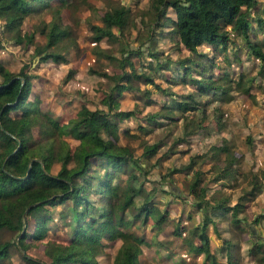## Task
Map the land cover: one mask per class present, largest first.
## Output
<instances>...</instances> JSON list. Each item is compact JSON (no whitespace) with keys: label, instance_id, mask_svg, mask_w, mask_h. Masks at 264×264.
Segmentation results:
<instances>
[{"label":"rangeland","instance_id":"rangeland-1","mask_svg":"<svg viewBox=\"0 0 264 264\" xmlns=\"http://www.w3.org/2000/svg\"><path fill=\"white\" fill-rule=\"evenodd\" d=\"M261 1L250 9L248 33L264 53V28L257 20L261 16L264 21V3ZM150 2L50 0L49 5H41V2L30 0L31 10L24 17L20 30L32 31L31 40L15 43L13 33L4 29L0 18V62L12 71H18L22 64L27 65L25 69L35 75L31 78L32 88L27 101L37 97L45 115L60 124L74 118L80 107L102 108L106 112L103 114L105 117H113L115 111H123L119 118L115 116L117 140L126 145L127 151L132 152L137 160L129 161L126 173H122L123 177L128 172L134 176L128 180L125 176L120 184L138 189L133 196L138 209L133 210V216H127L132 220L124 229L134 230L144 238L135 247L137 264H199L203 255L195 253L192 248L201 245L199 224L204 211L198 210L196 203L203 195L208 197V208L218 197L225 196L230 203L240 197V201L245 203L240 215L251 219L264 212V191L261 190L264 188V60L252 52L240 30L229 26V39L224 45L216 47L205 43L198 45L197 52L189 50L169 31V25H154ZM118 4L129 7L126 26L122 31L113 28L117 33L116 39L94 41L90 23L100 22L103 12ZM56 7L60 8L61 21L70 27V32L47 49L62 53L66 60H40L41 52L36 47L45 45L47 35L44 29L48 27ZM167 12L173 15L171 8ZM149 51L154 54L150 55ZM128 60L152 81H145L141 76L126 81L127 87L121 91L114 103L115 108L111 110L102 99L115 81L99 71L124 73L131 69ZM241 73L244 75L240 78ZM250 75L254 77L250 89L243 91L241 87L249 85L247 78ZM189 77L217 82L226 91L218 94L220 89L216 93L206 89L201 93L203 89ZM183 78L186 80L182 81ZM189 92H194L193 97L200 101L199 106L182 109L177 104L179 100L194 101L187 97ZM45 122L43 126L38 123L32 127L34 147L46 141L44 128L52 125L48 120ZM124 128L128 129L127 133L123 132ZM101 133L106 137L112 136V130L104 127ZM56 138L67 142L71 150L78 142L65 135ZM223 143L227 148L217 151V146ZM153 144L156 149L147 156L145 146ZM13 145V139L0 135V150ZM193 154L198 155L194 156L195 166L186 169L185 165ZM58 167L59 163H55L51 170L55 172ZM194 168L204 171L192 191L190 181L194 177ZM256 180V188L250 190ZM250 191H255V194L262 192V196L255 198L254 192ZM98 199V196H91L89 203ZM145 205L150 212L146 211ZM48 206L50 208L42 209L41 213L53 211L52 225L44 230L41 238L26 239V251L45 261L49 260L47 251L50 245L59 243L63 248L70 247L69 243L75 245L71 238L74 229L72 219H75L71 201ZM60 208L65 214H60ZM219 219L214 217L217 223L209 222L205 227L210 248L217 251L218 245H225L222 235L232 237L241 246L245 241L243 250L239 247L235 251L240 253L241 264H254L255 258L248 251L249 239L259 235L264 239V219L257 224L259 231L254 233L234 227L226 220L222 224V228L228 231L225 234L220 230ZM27 224L29 232H33L31 216ZM11 235L7 229L0 231L2 240ZM123 242L124 238L118 235L113 237L102 232L96 241L82 240L81 245L86 255L96 259L97 264H114V256ZM0 264H25V260L18 247L12 245L8 254L0 258ZM70 264L80 263L74 261Z\"/></svg>","mask_w":264,"mask_h":264},{"label":"trees","instance_id":"trees-1","mask_svg":"<svg viewBox=\"0 0 264 264\" xmlns=\"http://www.w3.org/2000/svg\"><path fill=\"white\" fill-rule=\"evenodd\" d=\"M34 1L41 2V5H49L50 0ZM256 3L257 0H151L150 5L153 7L154 25H169V31L191 51L197 52L198 45L204 43L216 47L224 45L229 39V26L230 29L240 30L252 52L264 60V53L259 44L251 40L248 33L251 26L248 15L251 13L250 8ZM168 8L172 9L173 15L167 14ZM30 10V0H0L3 27L13 33L15 43L29 41L33 37L32 31L20 30V25ZM262 10L264 12V6ZM128 11L129 7L124 4L105 10L100 22H91L89 25L93 40L99 42L102 38L116 39L117 33L113 28L122 31L128 21ZM257 20L264 28L262 17L258 16ZM69 28L61 21L60 8L56 7L48 27L44 29L47 41L45 45L36 47L38 52H41L40 60H66L62 53H55L47 48L55 45L69 33ZM149 54L154 53L149 51ZM128 62L131 69L124 73L109 74L106 71H99L115 81L112 89L102 99L111 110L115 108L114 103L121 91L127 87L126 81L140 76L145 81H152L151 77L137 70L131 60ZM26 66L22 64L18 71H12L0 62V135L4 134L14 140L13 146L0 150V231L7 229L12 233L7 239H0V258L7 255L13 245L21 251L25 264H70L74 261L80 264H97L96 259L83 251L81 241H96L102 232H108V235L113 237L118 235L124 238L123 246L114 256V264H137L135 247L144 238L134 230L124 229L131 223L132 219L128 217L133 216V210L138 209L133 200L138 189L120 184V180L125 176L126 180L134 176L132 172H128V175L123 177L122 173H126L129 161L137 160L132 152L127 151L126 145L117 140L119 136L116 122L123 111H115L113 117H105L104 109L85 106L80 107L76 116L66 123L60 124L56 119L50 120L39 105L37 97L31 102L27 101L32 88L31 78L35 75L29 73L25 69ZM92 69L97 72L94 67ZM243 75L241 73L240 78ZM253 78V75L247 78L250 83L241 87L243 91L250 89ZM184 79L186 80L183 78L182 81ZM189 79L203 89L200 90L201 93L206 89H211L215 93L220 89L218 94L226 91V88L217 82L215 84L203 82L198 77ZM239 82L240 80H237V83ZM193 95L194 92H189L187 97L193 98L194 101L179 100L178 106L182 109L198 107L200 101L194 99ZM40 117L50 121L52 127L44 128L47 136L45 143L34 147L32 127L38 123L42 126L46 124V120L43 121ZM103 127L112 130L111 137L101 133ZM123 132L127 133L128 129L124 128ZM58 135L70 136L78 142L71 150L67 142L56 138ZM226 148L227 145L223 143L216 149L218 151ZM155 149V144L147 145L144 149L145 154L149 156ZM195 155L198 156L197 154L190 156L189 162L185 165L186 169L195 166ZM55 163H59V167L53 172L51 168ZM194 169V177L190 181L192 191L200 182V175L204 171ZM257 183V180L252 182L253 189ZM91 196H98L99 199L90 204ZM68 201H71L72 215L75 218L72 219L74 229L71 237L75 245L69 243V246L75 249L63 248L59 243L50 245L47 251L48 261L29 254L26 251L28 246L26 239L41 238L44 230L52 225L53 211L41 213V210L48 209V205L52 207L68 204ZM196 205L198 209L204 211L201 223L196 224L201 227L199 232L201 245L192 248L195 253L201 252L203 255L199 264H221L219 256L224 257L226 264H241L240 253L237 254L235 251L239 248V242L232 237L223 238L225 245L214 251L209 246V235L205 227L214 221V217L225 218L234 227L254 233L257 224L264 219V212L251 219L240 215L245 206L240 197L234 203H230L225 196L218 197L208 208V197L203 195ZM144 207L150 212L149 207L146 205ZM59 212L65 214L61 208ZM29 216L34 221V231L31 233L27 224ZM174 230L179 233L178 229ZM249 242L248 251L255 258L254 264H264V239L259 235L255 239L251 237Z\"/></svg>","mask_w":264,"mask_h":264},{"label":"crops","instance_id":"crops-1","mask_svg":"<svg viewBox=\"0 0 264 264\" xmlns=\"http://www.w3.org/2000/svg\"><path fill=\"white\" fill-rule=\"evenodd\" d=\"M261 2L264 3V0H262ZM257 3H260V0H257ZM257 3H256V4H257ZM263 6H264V5H263ZM263 6H262V7H263ZM250 9L252 10V8H250ZM204 44H205V43H204ZM249 189H250V187H249ZM258 189H260V188H258ZM250 190H253V188H251ZM261 190L264 191V188L261 189ZM251 192H254V193H253V194H254L253 197H255V198H260V197L262 196V192H257V193H258V194L256 193L257 195L255 194V191H250V193H251ZM255 195H256V196H255ZM255 198H254V199H255ZM228 199H229V198H228ZM234 202H235V201H232V203H234ZM189 209H190V208H189ZM189 209H188V210H189ZM198 210H199V209H198ZM198 210L196 211V214L199 212ZM186 212H187V211H184V213H186ZM186 214H187V216H188V212H187ZM219 220H220V221L218 222V224H220V230L223 232V234H225V233L228 232V231H227V230H224V228H222V226H223L222 224H223L224 221H226V220H228V219L223 218V219H219ZM229 222H230V221H229ZM216 223H217V221H216ZM260 223H261V222H260ZM262 225H263V229H264V224L262 223ZM256 231H259L258 228H257V226H256ZM221 234H222V233H221ZM222 236H223L222 238H228V237H229L228 235H222ZM261 238H262V237H261ZM244 245H245V241L242 242V246H243V247L241 246V243H239V247H241L242 250H243V248H244ZM219 246H220V245H218L217 249H219ZM223 246H224V245H223ZM219 257H221V256H219ZM221 258H222V257H221ZM219 260H220V263H221V264H226L225 261H224V257H223V260H221V259H219Z\"/></svg>","mask_w":264,"mask_h":264},{"label":"water","instance_id":"water-1","mask_svg":"<svg viewBox=\"0 0 264 264\" xmlns=\"http://www.w3.org/2000/svg\"><path fill=\"white\" fill-rule=\"evenodd\" d=\"M25 213V212H24Z\"/></svg>","mask_w":264,"mask_h":264}]
</instances>
